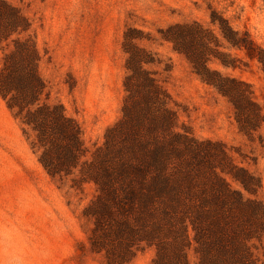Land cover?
I'll return each instance as SVG.
<instances>
[{"label":"trees","instance_id":"1","mask_svg":"<svg viewBox=\"0 0 264 264\" xmlns=\"http://www.w3.org/2000/svg\"><path fill=\"white\" fill-rule=\"evenodd\" d=\"M209 23L217 35L196 22L173 24L159 30L160 41L228 100L240 131L250 136L262 121L250 87L209 63L235 69L227 50H236L264 65V52L216 13ZM29 28L16 7L0 0V98L23 134H32L31 149L52 180L69 179L77 191L93 186L81 213L88 250L103 264H129L147 250H153L151 264H259L264 209L246 196L256 194L258 180L223 144L196 139L180 121L161 73L150 69L161 61L137 45L142 33L124 32L121 117L91 152L62 108L41 102L39 53L30 38L20 37Z\"/></svg>","mask_w":264,"mask_h":264},{"label":"rangeland","instance_id":"2","mask_svg":"<svg viewBox=\"0 0 264 264\" xmlns=\"http://www.w3.org/2000/svg\"><path fill=\"white\" fill-rule=\"evenodd\" d=\"M27 19L39 53L45 86L41 102L62 108L92 152L121 117L126 29L142 33L137 45L161 61L163 85L180 106V121L200 141L223 144L234 162L258 180L255 199L264 209V65L243 51L227 50L235 69L209 67L250 87L261 123L250 136L240 131L227 99L203 84L187 60L161 42L159 30L173 24L210 25L214 12L264 52V0H5ZM1 57V52H0ZM169 68V72H163ZM20 123L0 98V264H103L87 248L89 225L81 218L92 200L91 185L69 188L38 163ZM29 137V138H28ZM236 189L239 187L232 183ZM153 250L129 264H151ZM264 264V237L259 251Z\"/></svg>","mask_w":264,"mask_h":264}]
</instances>
